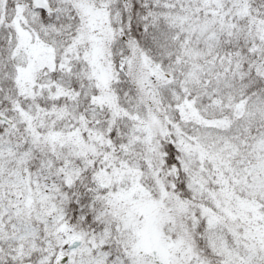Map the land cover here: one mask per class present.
I'll use <instances>...</instances> for the list:
<instances>
[{
    "label": "snow or ice",
    "instance_id": "6c2138e0",
    "mask_svg": "<svg viewBox=\"0 0 264 264\" xmlns=\"http://www.w3.org/2000/svg\"><path fill=\"white\" fill-rule=\"evenodd\" d=\"M0 264H264V0H0Z\"/></svg>",
    "mask_w": 264,
    "mask_h": 264
}]
</instances>
